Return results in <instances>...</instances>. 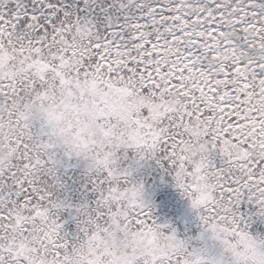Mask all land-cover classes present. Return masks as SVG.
Wrapping results in <instances>:
<instances>
[{"label":"snow or ice","instance_id":"snow-or-ice-1","mask_svg":"<svg viewBox=\"0 0 264 264\" xmlns=\"http://www.w3.org/2000/svg\"><path fill=\"white\" fill-rule=\"evenodd\" d=\"M0 49L16 73L0 76V264H73L86 242L99 255L89 264H114L99 254L110 235L165 238L126 249L123 264H264V238L249 231L264 220V0H0ZM82 83L140 104L124 123L91 99L68 147L36 102L79 108ZM73 160L86 164L91 202L59 195ZM145 163L189 201L196 236L158 222L134 178Z\"/></svg>","mask_w":264,"mask_h":264},{"label":"clouds","instance_id":"clouds-1","mask_svg":"<svg viewBox=\"0 0 264 264\" xmlns=\"http://www.w3.org/2000/svg\"><path fill=\"white\" fill-rule=\"evenodd\" d=\"M78 29L79 35L77 36V40H87L89 33L83 26ZM15 74L10 64H0V76H13ZM80 90L87 95L88 100L79 108H76L74 104L70 103L67 96L61 99L59 96L48 94L42 101L38 100L36 102L40 120L49 128L53 135V139L60 143L66 142L68 147H72V141L68 139L72 133V121L79 119L83 122L86 116L93 115L95 105H92V107L88 106L91 99H100L106 109L104 114L110 115L119 122L124 123L130 118L131 112L140 104V101L136 98H132L131 103H129V98L115 90L103 93L93 90L85 83L80 85ZM77 113H79L78 117L76 115ZM92 124H94V120L91 124H86L81 131H86L88 128H91ZM89 134L91 135L92 133ZM118 239L119 238L115 235L108 236L107 239L103 240L99 249V254L110 256L114 264H123V261L128 259L126 249L132 248L138 254H144L152 247L162 246L161 242L165 238L158 235L151 244H147L140 238L131 235H126L119 243H117ZM90 259L92 261H97L99 259L98 250L92 249L91 244L86 242L74 257L73 264H89Z\"/></svg>","mask_w":264,"mask_h":264},{"label":"rangeland","instance_id":"rangeland-1","mask_svg":"<svg viewBox=\"0 0 264 264\" xmlns=\"http://www.w3.org/2000/svg\"><path fill=\"white\" fill-rule=\"evenodd\" d=\"M78 35L79 29H77L76 38ZM13 59L11 53L0 49V64L11 65ZM38 124L39 122H37V126ZM133 155L132 150H128L129 162ZM72 164L74 166L62 173V180L66 189L59 195L61 198L66 197L68 202L73 205L84 201L91 202L94 195L91 192V186L88 184L89 176L86 174V164L75 160L72 161ZM134 178L144 183L147 198L153 205V211L158 222H168L177 230L180 238L194 237L199 233V221L195 212L191 210L189 201L181 196L179 189L174 186L170 177L153 164L145 163L134 174ZM243 211L246 215H252L255 209L245 205ZM62 219L68 221L65 230L69 233L75 232V223L67 213L63 214ZM249 231L254 237L264 238V220L253 217Z\"/></svg>","mask_w":264,"mask_h":264}]
</instances>
